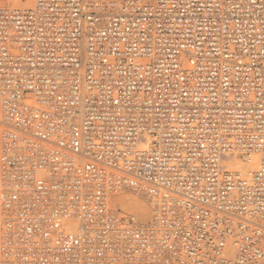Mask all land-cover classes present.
Returning <instances> with one entry per match:
<instances>
[{"label":"built area","instance_id":"obj_1","mask_svg":"<svg viewBox=\"0 0 264 264\" xmlns=\"http://www.w3.org/2000/svg\"><path fill=\"white\" fill-rule=\"evenodd\" d=\"M0 264H264V0H0Z\"/></svg>","mask_w":264,"mask_h":264},{"label":"bare ground","instance_id":"obj_2","mask_svg":"<svg viewBox=\"0 0 264 264\" xmlns=\"http://www.w3.org/2000/svg\"><path fill=\"white\" fill-rule=\"evenodd\" d=\"M257 166V162L254 159L251 163H240L237 162L235 167L238 168L243 173H248L255 169ZM123 208L125 207L126 209L132 208L133 211H145V205L143 201L135 196H131L127 201L122 202Z\"/></svg>","mask_w":264,"mask_h":264}]
</instances>
